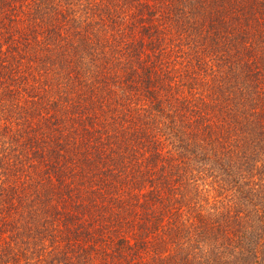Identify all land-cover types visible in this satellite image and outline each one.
I'll return each mask as SVG.
<instances>
[{
	"label": "trees",
	"instance_id": "16d2710c",
	"mask_svg": "<svg viewBox=\"0 0 264 264\" xmlns=\"http://www.w3.org/2000/svg\"><path fill=\"white\" fill-rule=\"evenodd\" d=\"M0 264H264V0H0Z\"/></svg>",
	"mask_w": 264,
	"mask_h": 264
}]
</instances>
